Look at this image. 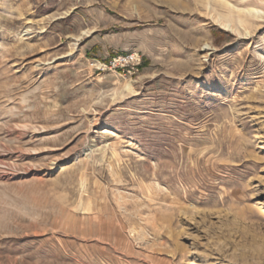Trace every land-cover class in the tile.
I'll return each mask as SVG.
<instances>
[{
  "label": "rangeland",
  "instance_id": "1",
  "mask_svg": "<svg viewBox=\"0 0 264 264\" xmlns=\"http://www.w3.org/2000/svg\"><path fill=\"white\" fill-rule=\"evenodd\" d=\"M0 264H264V0H0Z\"/></svg>",
  "mask_w": 264,
  "mask_h": 264
}]
</instances>
